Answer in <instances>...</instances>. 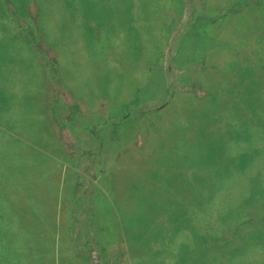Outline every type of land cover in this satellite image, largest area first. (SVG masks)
I'll return each instance as SVG.
<instances>
[{"label":"rangeland","instance_id":"rangeland-1","mask_svg":"<svg viewBox=\"0 0 264 264\" xmlns=\"http://www.w3.org/2000/svg\"><path fill=\"white\" fill-rule=\"evenodd\" d=\"M233 261L264 264V0H0V264Z\"/></svg>","mask_w":264,"mask_h":264},{"label":"trees","instance_id":"trees-1","mask_svg":"<svg viewBox=\"0 0 264 264\" xmlns=\"http://www.w3.org/2000/svg\"><path fill=\"white\" fill-rule=\"evenodd\" d=\"M251 200H253V196L251 197ZM246 224H244V225H242V224H240V225H238V227H236V229L238 228L239 229V231H240V229H242V227H244V226H252V225H254L253 223H254V220L253 219H251V217H249V219L245 222ZM236 229H235V232H229V233H227V235L226 236H224L222 239H219V241H218V243H219V245L218 244H216L215 245V248L216 249H218V250H220V249H222V248H224L226 245H228V244H232V241H233V239H234V236H235V233H236ZM238 233V232H237ZM240 242L242 243V245H240V246H244V247H247V246H249L250 244H249V242L245 239V238H241L240 239ZM239 246L237 245V247L236 248H234L233 250H231V251H229L227 254L230 256V258H234L235 256H237L238 255V253H239ZM246 255H247V253H246ZM233 264H237L236 262H234L233 261ZM239 264V263H238ZM246 264H252V263H250V262H248V263H246Z\"/></svg>","mask_w":264,"mask_h":264}]
</instances>
